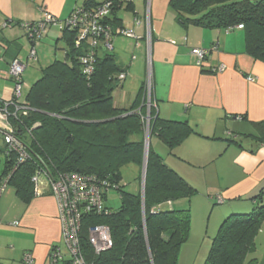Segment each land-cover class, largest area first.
Wrapping results in <instances>:
<instances>
[{"label":"trees","instance_id":"trees-1","mask_svg":"<svg viewBox=\"0 0 264 264\" xmlns=\"http://www.w3.org/2000/svg\"><path fill=\"white\" fill-rule=\"evenodd\" d=\"M112 1L106 23L115 31L123 27L121 13H134L135 6L134 1ZM101 3L80 0L74 10L83 7L92 11ZM169 5L177 23L185 28L233 31L243 24L247 54L264 62V0H170ZM61 31L63 48L67 46L65 61L54 60L42 69L23 102L27 114L9 118L28 159L20 163L17 151L0 146L4 156L0 188L11 186L28 205L36 194L33 178L39 170L94 176L106 183L105 200L110 191L117 190L121 204L115 210L105 206L100 214L84 216L80 239L87 263L179 264L181 248L190 235L191 214L189 209L176 210L173 204L191 198L197 190L150 147L144 196L124 190L121 169L130 163L142 169L145 162V105L137 101L128 109L115 107L113 94L122 85L118 76L127 70L114 52L101 49L95 53L94 72L84 74L81 57L88 53L87 43L76 47L78 27ZM8 109L15 111L13 105ZM151 113V137L158 138L170 152L198 134L187 120L164 119L156 111ZM255 199L250 213H231L222 221L205 264H252L248 257L255 251L264 224V192ZM215 201L220 204L217 198ZM96 225L107 226L113 240V246L99 255L89 242V229ZM57 248H51L50 264H71L69 259L54 262Z\"/></svg>","mask_w":264,"mask_h":264},{"label":"crops","instance_id":"crops-1","mask_svg":"<svg viewBox=\"0 0 264 264\" xmlns=\"http://www.w3.org/2000/svg\"><path fill=\"white\" fill-rule=\"evenodd\" d=\"M79 1L0 0V104L11 101L15 94V80L9 74L12 61L27 62L22 81L24 101L32 84L41 77L42 69L54 59L53 49L60 42L64 46L60 40L62 31L52 26L36 45V57L30 58V39L17 23L38 21L45 13L65 20ZM169 2L134 0L132 17L122 16L123 27L135 28L141 39L137 44L136 40L116 38V46L114 41L113 52L129 73L114 91V105L128 109L137 101L143 104L144 93H140L151 53L158 115L164 119L187 120L198 132L176 147L172 151L174 156H169L168 148L158 138L152 150L190 183L200 186L198 176L181 166V161L206 174L207 191L223 200L218 208L219 218L252 211L255 198L264 192V62L247 54L244 30L185 28L177 23ZM135 15L145 19L140 27H135ZM4 22L7 28L1 27ZM148 26L151 48L146 39ZM214 46L218 48L199 66L191 50ZM133 56H136L134 61ZM222 65L225 70L216 73L214 70ZM29 67L39 69L35 76L40 73L32 84L24 76ZM5 200L9 208L7 217L16 237L9 241L10 245L7 243V253L0 244V263L23 264L24 253L30 252L34 264H50L51 248L55 245L62 248V236L58 204L48 186H42L40 194H35L28 205L14 190L5 189L0 202ZM215 200L214 197L212 202L216 203ZM14 221L19 225H13ZM9 248L14 253L19 250L18 262L15 258L19 255L12 254ZM248 260L252 264H264V224Z\"/></svg>","mask_w":264,"mask_h":264},{"label":"built area","instance_id":"built-area-1","mask_svg":"<svg viewBox=\"0 0 264 264\" xmlns=\"http://www.w3.org/2000/svg\"><path fill=\"white\" fill-rule=\"evenodd\" d=\"M85 1V0H84ZM94 1V0H86ZM102 3L97 9L89 11L87 9L76 8L66 20H59L49 13H45L43 17L35 22H23L21 28L25 30L28 38L35 43L31 47L30 58H35L37 55L36 45L45 36L52 26H58L60 29L64 27H78L79 33L76 39V47L83 46L87 43L88 53L81 57L83 64V72L86 75H91L95 70V53L99 50L111 52L114 50V41L118 37H125L136 40L139 44L141 37L137 35L135 28L122 27L113 31L112 27L106 23V17L110 15V10L113 5L112 0H100ZM134 1V0H128ZM149 21V8H148ZM135 27H140L145 22V19L136 18L134 20ZM5 25H8L5 22ZM237 29H243L244 25L239 24ZM232 29H228L229 32ZM114 33V34H113ZM147 45L151 46L150 28L147 29ZM83 43V44H82ZM214 46L211 49L193 48L191 54L196 58L197 64L200 66L203 61L216 50ZM136 60V56L132 57V61ZM27 66V62L20 59H15L10 65L9 74L15 80V94L12 100L5 103L3 108H0V134L3 136L4 144L8 147V151L14 150L18 152L19 162L22 163L28 159V154L23 149L24 146L16 138L14 127L10 124L9 118L18 117L20 114L26 115L28 108L21 101V80ZM225 70V66H220L214 71L221 73ZM129 73L123 72L118 76L119 84H122ZM145 98L147 100V112L143 116L145 124L146 140L151 134V123L153 110L157 109V103L153 100V74L150 54L147 60V78L144 87ZM13 105L14 112L9 111V106ZM43 178L47 181V186L50 193L58 204V218L61 224V236L64 248H57L53 252V260L69 259L71 264H88L85 260L80 234L82 230V221L84 216L88 214H100L105 211V182H100L96 177L83 173H60L53 174L45 170H39L34 176L33 181L36 184V193H39L42 186L45 185ZM6 186L2 187L4 189ZM218 202L223 200L218 197ZM13 225H19L18 221H14ZM89 242L96 254H101L109 250L113 246V240L110 229L105 225L92 226L89 229ZM2 264V263H0ZM23 264H34L33 254L28 252L23 257Z\"/></svg>","mask_w":264,"mask_h":264},{"label":"rangeland","instance_id":"rangeland-1","mask_svg":"<svg viewBox=\"0 0 264 264\" xmlns=\"http://www.w3.org/2000/svg\"><path fill=\"white\" fill-rule=\"evenodd\" d=\"M146 9H147V5H146ZM121 16L131 18L132 13L125 11L121 13ZM1 27L7 28L5 22L1 25ZM117 39L127 40L128 38L119 37ZM115 46H116V41H115ZM62 47H63V43L60 42L58 47L53 49L55 56L52 62L54 60L65 61V57H66L65 49L67 48V46L65 45L64 48ZM23 53H24L23 55L27 54V52H23ZM37 71H39V69H36L35 67L34 68L29 67L26 69V74L24 76L28 84H32V82L36 79V77L39 76L40 74L39 72H38V76H35L37 74ZM22 81H23V77L22 80L20 81L22 85L21 93L23 95L25 89H23ZM22 95H21V101L24 102L22 100ZM142 105H145V109L147 111V100L145 98L143 100ZM3 139H4L3 136L0 134V146L4 145ZM157 140L158 139H156V137L150 138V148L151 147L153 148V145L155 146L157 144L158 142ZM168 154L169 156L170 154L174 156V153L170 152L169 150H168ZM3 163H4V156L0 152V175L3 169ZM179 164L185 167L189 172L192 171L193 175L196 177L198 176V180L200 181V186L199 185L197 186L196 184L189 182L197 190L194 196H192L191 198H183L174 201L176 210L189 209L191 214L190 235L188 240L183 244L181 248L179 264H205L210 253L212 242L217 235L218 229L222 221L227 216H225V218L222 217L219 218L218 208L221 205L212 202V199H214V197L215 198L218 197H216L215 194L213 195L211 194V192L207 191L206 174L203 173L201 169L192 167L190 165H186L182 161ZM142 169L138 164L135 163L127 164L121 169V174L123 178L121 185L124 187V190L126 192L134 195H138L142 193V179H141ZM43 181L45 183V186H47V181L45 178H43ZM40 187H42V184L40 185ZM5 188L4 189H2V187L0 188V195L4 193ZM6 189L8 192H13L14 190L11 186H8ZM36 195L39 194L36 193ZM107 197L108 198L105 201L106 207L115 210L120 206L121 204L120 193L117 190L110 191ZM163 208L167 209V206H164ZM7 211H9V208L7 207L6 200L4 202L3 201L0 202V244L2 247L1 250L6 253L8 247L7 243H9L8 245H10L11 243L9 241L12 238L14 239V237H16L15 230H13L10 226V221L9 218L7 217ZM250 212L251 211L246 213H250ZM62 249L66 251L63 242H62ZM9 250L12 252V254L19 255V250H17L15 253L10 248ZM20 255L16 256L15 258L17 262L19 261L18 258L20 257ZM66 260H68V258Z\"/></svg>","mask_w":264,"mask_h":264},{"label":"clouds","instance_id":"clouds-1","mask_svg":"<svg viewBox=\"0 0 264 264\" xmlns=\"http://www.w3.org/2000/svg\"><path fill=\"white\" fill-rule=\"evenodd\" d=\"M74 11V10H73ZM69 18V17H68ZM66 20V19H65ZM64 21V20H63ZM61 30V29H60ZM241 30V29H240ZM150 35H151V33H150ZM31 41V40H30ZM150 48H151V46H150ZM104 51V50H103ZM114 51V50H113ZM113 51H111V52H113ZM150 57H151V53H150ZM132 59V58H131ZM151 63H152V60H151ZM128 72V71H127ZM125 82V81H124ZM123 82V83H124ZM146 82V81H145ZM122 83V84H123ZM144 87H145V84H144ZM144 87H143V93H144V97H145V92H144ZM153 87H154V85H153ZM146 99V98H145ZM153 100L157 103V101L155 100V98H154V95H153ZM154 112L156 111V112H158V103H157V109L156 110H153ZM147 112V111H146ZM146 114V113H145ZM152 114V113H151ZM143 116H145V115H143ZM153 117V116H152ZM145 125V124H144ZM145 127V126H144ZM150 138H151V134H150V136H149V138H148V141L146 140V135H145V147H148V151H149V147H150ZM143 170V169H142ZM142 185H143V173H142Z\"/></svg>","mask_w":264,"mask_h":264},{"label":"water","instance_id":"water-1","mask_svg":"<svg viewBox=\"0 0 264 264\" xmlns=\"http://www.w3.org/2000/svg\"><path fill=\"white\" fill-rule=\"evenodd\" d=\"M147 163H148V147H146V157H145V162L143 164V170H142V173H143L142 197L144 196V191H145Z\"/></svg>","mask_w":264,"mask_h":264}]
</instances>
